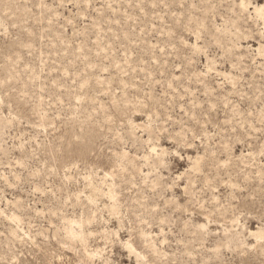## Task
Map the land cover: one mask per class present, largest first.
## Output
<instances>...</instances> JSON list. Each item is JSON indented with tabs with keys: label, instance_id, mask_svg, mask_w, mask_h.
Instances as JSON below:
<instances>
[{
	"label": "rangeland",
	"instance_id": "1",
	"mask_svg": "<svg viewBox=\"0 0 264 264\" xmlns=\"http://www.w3.org/2000/svg\"><path fill=\"white\" fill-rule=\"evenodd\" d=\"M0 264H264V0H0Z\"/></svg>",
	"mask_w": 264,
	"mask_h": 264
}]
</instances>
